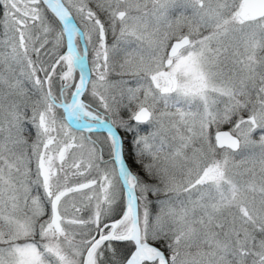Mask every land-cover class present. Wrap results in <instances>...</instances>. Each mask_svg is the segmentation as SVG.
Listing matches in <instances>:
<instances>
[{"label": "snow or ice", "instance_id": "snow-or-ice-1", "mask_svg": "<svg viewBox=\"0 0 264 264\" xmlns=\"http://www.w3.org/2000/svg\"><path fill=\"white\" fill-rule=\"evenodd\" d=\"M0 8V264H264V0Z\"/></svg>", "mask_w": 264, "mask_h": 264}, {"label": "rangeland", "instance_id": "rangeland-1", "mask_svg": "<svg viewBox=\"0 0 264 264\" xmlns=\"http://www.w3.org/2000/svg\"><path fill=\"white\" fill-rule=\"evenodd\" d=\"M1 10H0V18H2V8H0ZM2 32H3V28H2V30H1ZM0 31V32H1ZM77 75H78V73H77ZM126 79H128L127 77H126ZM130 86H135L134 84H132V85H130ZM122 116L125 118V119H127L128 118V116H127V113H122ZM142 131H143V129H142ZM147 131H151V127L149 126V128L147 129ZM99 135V134H98ZM129 162L131 163V156H129ZM134 170H138L135 166H134ZM152 211H153V214H155V212L156 211H158V209L157 208H152Z\"/></svg>", "mask_w": 264, "mask_h": 264}, {"label": "trees", "instance_id": "trees-1", "mask_svg": "<svg viewBox=\"0 0 264 264\" xmlns=\"http://www.w3.org/2000/svg\"><path fill=\"white\" fill-rule=\"evenodd\" d=\"M1 10V9H0ZM2 30V26H0V31ZM0 38H2V31L0 32ZM154 208V207H153Z\"/></svg>", "mask_w": 264, "mask_h": 264}, {"label": "flooded vegetation", "instance_id": "flooded-vegetation-1", "mask_svg": "<svg viewBox=\"0 0 264 264\" xmlns=\"http://www.w3.org/2000/svg\"><path fill=\"white\" fill-rule=\"evenodd\" d=\"M90 59H91V57H90Z\"/></svg>", "mask_w": 264, "mask_h": 264}]
</instances>
